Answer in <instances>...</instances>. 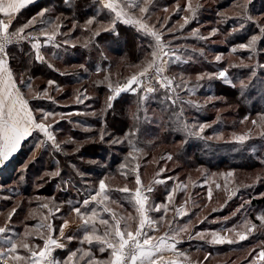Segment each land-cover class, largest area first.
I'll list each match as a JSON object with an SVG mask.
<instances>
[{
    "label": "rangeland",
    "instance_id": "374dc122",
    "mask_svg": "<svg viewBox=\"0 0 264 264\" xmlns=\"http://www.w3.org/2000/svg\"><path fill=\"white\" fill-rule=\"evenodd\" d=\"M157 1L159 2V0H152L150 5L151 15L146 22L153 26L156 30L163 32V39L166 42H171L170 46L174 50V59L175 57H179L178 60H175L174 63L168 66L166 71V75L174 79V86L176 84L185 85V87L182 86L181 88H177L176 91L179 94V99H176V101L186 102L187 104L196 103L203 105L204 108L200 114L202 116L196 117L194 122H190V128L193 125H196L197 127L200 124L209 125V127L205 128V131L201 134V136H190L183 129L181 124L177 123V130H175V132L183 135V137L182 141L175 144L174 152L178 153L180 145L187 141L186 138L192 139L193 143L197 141V143L200 144L199 147H195L194 152H198L201 162H209L212 166L222 167L221 169L215 168V170L214 168L210 169L206 166L187 168L176 162L173 158L168 159L169 156L172 157L173 152L168 151V153L163 155L162 153L164 150H166V147L162 144H156L149 149L137 151L133 154V157L137 156L139 157L138 159L142 160L143 157L149 154V152L152 154L149 163L145 167L143 177L141 178L146 188L148 185H152V192L147 193L150 198L149 203L152 205L167 203L168 208H170L171 205H174L173 203L175 201L177 191L174 193L173 201L164 202L168 193H164L162 189L159 188V186H162V184L168 178H164L162 180L159 179L160 181H163L161 183H154V181H156L155 178L158 177L162 172H167L166 174L170 175L174 170H177L178 168L182 169V172H180L177 176L169 177L170 180H174L175 182L174 186H165L166 188H170V190L173 188L176 189L178 187L181 180V178L177 179L178 176H180L182 173L188 175L189 179H187L185 182V188L182 189L181 193H179V204H175V207L173 206L174 212H176L177 209L183 208L184 212L186 213L184 215H178L180 218H185L184 222L178 224V227L183 228L185 225H188L187 231L180 233L179 239L181 242L178 246L183 251V253L186 254L188 260L198 264H248V261H250L252 258L249 256V253L252 252L253 249L259 251L261 246H264V226H262L260 219H258V217L264 216V208H256L251 204V200L253 198L261 197L264 191V136L261 135V132L264 130L259 129L252 124L253 120H259L260 116L264 114V36L258 40L256 46L252 49H241L239 48V45L247 44L252 35H261L259 28L257 27V22H264V0H191L193 5L199 4L201 6L197 9V15L195 19H193L183 28H181L180 25L184 23L185 16L190 15V13L186 11H178V6L179 8H186L189 0H165L166 3L161 4V7H159ZM129 2H135V0H129ZM241 4L247 6L246 12L242 13V10L238 7V5ZM100 5L101 4L99 3V8L108 13V10L102 8V6L100 7ZM40 12L41 11L38 13ZM220 13H223V16L220 15ZM177 14L179 17L177 20H175V18L170 19L171 16L173 17ZM244 15L251 16L252 22L243 20L245 27L242 30L233 32L232 30L234 27L239 28L241 19H243ZM66 20L67 17H64V21L62 22L63 29H60L63 35L57 37V42L65 47H70V44H75L79 38L70 40L68 41L67 45H64V41L61 38L64 35L70 34L72 31V29L69 27L70 25L66 26ZM119 23L120 25L126 26L125 28L123 26L118 27V29L120 28L121 32H131L132 35L139 34V37L145 40L144 43L149 45L148 42L150 37L144 36L132 25H126L122 22ZM105 24L106 27H112V24ZM169 24L170 26L167 27ZM73 26H75V23ZM90 26L91 25H88L87 22L80 25L82 29L90 28ZM97 26L99 27L95 28V32L105 28V25L100 28V23ZM194 29H199V36L208 37V39H201L204 40L206 47L202 46L200 48L197 45L195 46L196 43H190V38H198V36L193 35ZM212 29H218L216 35L214 36H210ZM83 39H85V37ZM212 45L216 47H211ZM51 47L57 49L51 45H46L43 48ZM233 47H236L237 49L235 52L232 51ZM189 48L195 49L193 51L198 50L201 54H203V62L201 60L194 59L193 55L188 54V52H190ZM42 54L44 55L45 53L42 52ZM217 55L221 56L220 61H216L215 57ZM108 56L114 58L112 53ZM257 65L262 67H257ZM80 68L83 71V67L79 64L58 65L57 68L54 69L57 70V72L55 71V74L51 76L50 79H35L31 82V91H29L27 87L26 92L23 90L22 91L25 93L26 97L33 101L37 99H32L31 97H34L37 94H42L44 90L47 89L48 96L51 97V99L43 98L38 100L40 102L42 101V103L44 102L45 106L52 104L51 106L54 108L53 110L58 108V110L53 112L65 114L63 120H65L66 123L63 125V127L67 126L68 128L71 127V129L76 128L78 131H90L93 130V128L82 125L77 121V118H93L96 116V112L92 111V109H90L91 111H84L91 105V103H89V99L95 96L96 93L94 91H84L82 87L83 83H76L74 81L70 82V80H73L79 75L77 70ZM190 68L193 70L185 71L186 73H184L186 74L187 78L184 79L183 75L185 74L182 73V69L184 71V69ZM222 69H227L228 79L209 80L205 78L203 80L209 82L218 80L233 84L232 86L235 88V90L230 91L227 95L222 93L215 96H209L207 93H204L211 89L207 85L197 84L195 87L188 86V83L190 82L194 81L197 83L200 81L197 80V76L199 74L217 73ZM130 70L133 69H125L122 77L117 76L118 71L115 73L113 72L110 75L97 74V76L100 78V81L105 84L117 83L120 81V79H125L126 82V80L133 74L130 72ZM84 71H87V69L84 68ZM253 71H255V75H253ZM106 77L107 79H105ZM49 80L55 81V84L49 86ZM117 85L118 84H116V86ZM57 86L59 87V90H57ZM149 86L153 87L155 90L153 92H149ZM157 86L166 92V90L162 88L154 78L150 82L146 81L145 85L138 89L136 94L143 97V99L147 98L150 94L156 91ZM190 88L196 90L197 95L189 94L186 91V89ZM200 88H202V91L204 92H200ZM109 95H111V92ZM98 96H100L98 98H100V101L102 100L101 102H105L106 98L108 99L107 94H100ZM77 97L84 98L83 102H78ZM238 100H241L242 103L246 104V107L244 108L249 112L252 111V113L246 114L245 110L241 108L240 102ZM176 101L175 103H172L170 100L174 106L177 104ZM100 111H102V106L100 107ZM233 114L234 116L238 117V120H236ZM243 114L245 117H247V119H244L243 123H241L239 121V115ZM154 116L156 120L157 118L162 120L158 115ZM188 116L192 115L188 114ZM190 118L191 117H189V119ZM101 120L102 118H100V123ZM191 120L192 119H190V121ZM208 120L212 121L209 122ZM59 121H61L59 117H56L52 120V123L55 125V123ZM217 122H223L224 128L218 129L216 127L218 124ZM96 130L99 131V133L95 140L101 142L102 146H104L100 150V154L105 157V162L100 161V159L97 157L91 160L87 158H77L76 161L81 163L83 162V164H85V162H89L95 166L93 168H98L97 170L103 168L108 169L110 167L111 155L118 156L123 154L124 156V153L121 151V148H123V143L111 144L110 141L112 139L123 140V136L119 133H114L112 130L105 128V126L102 125H100V128L97 127ZM102 132L104 133L103 141L100 139ZM243 133H250L251 138L244 144L235 143L233 139L234 134L240 135ZM54 134L57 137L58 131L54 130ZM208 137H211V139H207ZM69 140L72 142L64 143V141ZM57 141L61 145V150L56 151V153L60 156V159L64 158L67 154L72 155L75 153V149L72 148L73 145L83 144L82 142L78 143L75 141L73 135H65L64 133L57 137ZM36 143L37 141H35L34 138V145ZM33 151L35 152V158H38V156H40L43 151H45V153H50V151L52 152V150L48 149L47 146L44 147L43 145L39 148L35 147ZM130 151L132 150H129L126 153L121 164H125L127 166L129 163L132 164V162L129 161L130 157L128 155ZM32 152L29 153V157L26 159V162H24L25 164L18 169L19 172L24 173V170L28 168L29 163L33 164L36 162L35 158L31 160L29 159L32 156ZM91 161H96V163H91ZM47 163V161L42 159L36 162L32 167L33 171H36L42 166H45L44 168H46V170H42L39 177L42 179V186H46L48 184V181H45L46 178L47 180L54 178L52 176L45 175V173L55 171L57 168L60 169V172L63 170V167H60L59 165L55 170H53V168L50 170L47 168ZM68 164L69 168L74 173L75 169H79L77 165L72 163ZM73 165L75 166V169L73 168ZM116 167L117 169L121 168L120 165ZM80 172L82 171L80 170ZM228 172H232L233 175L231 177H227L225 174ZM83 173V178H85L87 175L89 176V174L86 172ZM21 176L22 174L19 176V179L14 178L9 180L8 184L5 186L0 184V204H3V206L6 207L8 205L7 203L11 202V205H13L5 211L0 212V226H4L9 213H11L13 208H15V206L21 203L24 199L26 200V206L30 205L31 201L38 200L39 202L37 203L36 208H28L26 214L17 215L13 220L14 224L11 227L16 228V225L20 226L21 233L18 232V230L16 232L20 233L21 237H23L26 230L29 232L36 230L37 225L34 227L26 226L27 222H30L32 219H38V224H40L45 217H48L46 222H51L50 209L52 212H55V207L58 206L57 204L54 205L52 198L49 199L46 197L37 196L23 198V193L21 192L24 191V188L31 186V188L37 189L39 186L41 187V185L36 184L37 179L33 176L29 178L27 182L24 179V176L23 179H21ZM82 180L83 179H81V181ZM105 180L112 189H118L127 184L129 189L135 190V186L133 185L134 183L129 184L116 177H109ZM68 185L70 187L73 186L71 181L70 183L68 182ZM89 185L93 187L97 186V184L94 182L89 183ZM182 186L183 185L181 184L180 188H182ZM209 192H211V196H209ZM14 193L21 194L14 198L12 197L15 196L13 195ZM84 194H86V192L83 193L82 197ZM120 194H115V197L120 200V203H118L117 199H111L107 206L119 216H135L136 212L133 204L129 200V195L124 193ZM49 202L50 209L42 207L44 203ZM53 205L55 207H53ZM127 206L130 207V209L127 210ZM173 211L169 210L170 213H173ZM164 212L165 211L163 209L160 212H150V216L158 223L160 222L159 220H161L162 233L168 232L167 228L172 222L171 220H164L162 218L155 219L157 214H164ZM103 213L105 212L101 210L99 211V215ZM72 215L73 216L71 219L74 217V214ZM108 216L109 217L107 219L109 222H111V216L109 214ZM176 216L177 215L175 214L174 217ZM226 220H230L232 222L233 228H235L233 229L234 231L229 232L226 231L228 229L216 230L212 228L216 225L219 226L221 223H226ZM77 222L79 223V221ZM251 224L256 225V228L248 234V239L239 241L236 233H247L246 225ZM103 232V225L97 227V234L102 235ZM212 232H218L221 235L236 239L237 242L233 244H213L210 242V233ZM196 233H204L206 238L204 240L197 239L195 238ZM31 237L34 236H30V240ZM35 237L39 238V236ZM189 237L193 238L190 239ZM40 245L43 246V240ZM202 245L213 246L215 249L209 247L207 248L213 250L215 253L210 254L207 250L202 251L200 249V246ZM230 246L232 247L229 248ZM220 248H224L226 250L219 253ZM96 252L98 254L99 250ZM182 259H184V257H182Z\"/></svg>",
    "mask_w": 264,
    "mask_h": 264
},
{
    "label": "snow or ice",
    "instance_id": "6c2138e0",
    "mask_svg": "<svg viewBox=\"0 0 264 264\" xmlns=\"http://www.w3.org/2000/svg\"><path fill=\"white\" fill-rule=\"evenodd\" d=\"M34 2L35 0H0V167H3L13 154L18 151L23 141L34 134L35 141H37L34 145L36 148L50 141L54 151L61 150V145L54 134L52 120L56 117L63 120L65 114L30 106V98L26 97L21 86H18V81L19 85L26 86L31 91V77L25 80L23 74L18 76L11 66L12 56L10 55V46L27 44L29 47L28 55L36 63H46L45 57L41 52L42 47L46 45L56 48L61 47L57 42V37L63 35L60 31L62 24L58 22L60 18L57 17L55 20L49 19L48 9H42L35 17L28 19L19 27L13 29V22L16 20L18 14ZM97 2L101 4L102 8L107 9L113 17L112 28H103V31L114 30L116 22H122L123 24L134 26L138 32L146 37H150L148 43L151 51L145 56L142 64L137 66L139 71L131 75L123 84L115 87L109 84L111 95L108 97L107 107L111 108L113 102L123 93L130 92L136 94L137 90L144 86L146 81L150 82L154 78L166 90L167 98L172 103H175L176 99H179V94L176 90L183 85L176 84L174 86V79L167 76L166 71L168 66L174 63L175 60H178L179 57H175L174 59V50L170 46L171 42H166L163 39V32L156 30L146 22L151 15L150 5L152 0H135V2H129V0H97ZM200 6L199 4L193 5L191 0H189L186 8H179L178 6V11L190 13V15L185 16L184 23L180 25L181 28L195 19L197 9ZM238 7L242 10V13L246 12V5L241 4ZM220 15L223 16V13H220ZM243 20L252 22V17L244 15L239 28L234 27L233 32L242 30L245 27ZM87 24L92 25L93 19H89ZM257 27L261 35H252L249 42L247 44H240L239 48L252 49L256 46L258 40L264 36V22H257ZM217 31L218 29H212L210 36L216 35ZM198 34L199 29H194V36H198L199 39H208V37L199 36ZM95 35L99 36L100 30H97ZM63 43L67 45L68 41L65 40ZM71 47L74 48L75 45L73 44ZM236 50V47L232 48L233 52ZM215 59L216 61H220L221 56L217 55ZM48 67L52 68L53 66L49 63ZM257 67L262 66L257 65ZM255 74V71H253V75ZM205 78L209 80H226L228 79V71L227 69H222L217 73L199 74L197 76L198 81ZM54 84L55 81H48L49 86ZM57 90H59L58 86ZM154 90L153 87H148L149 92H153ZM31 98L51 99L48 96L47 89L42 94H37ZM83 99L82 97H77L78 102H83ZM178 123H181L183 129L190 136H201L205 128L209 127L207 124H200L198 127L193 125L189 128L185 123L179 121ZM252 124L264 130V114L260 116L259 120H253ZM261 135L264 136V131L261 132ZM250 138V133H243L240 135L234 134L233 139L235 143L244 144ZM100 139L101 141L104 140L103 132L100 135ZM207 139H211V137ZM70 142L72 141H64V143ZM110 143L119 144L123 143V140L112 139ZM137 151L140 150L133 145L132 151L128 154L129 157H133V154ZM34 158L35 152L33 151L29 159ZM168 159H172V157L169 156ZM91 163H96V161H91ZM126 167L127 165L121 164L122 169ZM73 168L75 169L74 165ZM133 171L136 173L134 192L129 189L127 184L118 189H112L105 179H99L97 186L89 190L85 182L86 194L82 201H77L76 204L70 206L69 213L74 214V217L71 220L68 218L62 219V223L58 229L60 236H64L65 230L69 228L70 223H77L79 221L77 226L83 233L80 243L82 245L87 243L89 246H92L95 242L99 245V252L101 254L107 253L106 258H97L92 253L91 248H89V250L83 251L82 255L79 256V260H84L87 257L85 264H191L186 254L177 248V245L181 242L179 239L180 233L187 231L188 225L179 229L172 228L169 232H165L164 235L154 234L158 229V222L150 216V212H160L162 209L167 212L168 206L167 203L159 205L150 204V198L147 193L152 192V185H148L145 188L142 184L138 166ZM75 173L83 179V172L75 169ZM122 174L127 178V173ZM45 175L52 177L60 176V169L57 168L55 171L45 173ZM225 175L231 177L233 173L228 172ZM21 179H23V176H21ZM161 182L163 181H154V183ZM113 191L129 195V200L136 212L135 216H119L107 206L111 200V193ZM175 191L176 189L173 188L166 195L165 200L167 202L173 201ZM209 196H211V192H209ZM42 207L50 209V202L44 203ZM53 207L55 206L53 205ZM98 208L111 216V222L99 215ZM59 211V207H55V212ZM15 212L16 209L13 208L4 226H0V264H62L61 261L55 258L53 253L56 249L63 248L65 245L60 239L54 237L53 233L56 229L51 222H46L48 217H45L36 226L35 231L29 232L26 230L23 237H21L11 227L12 216ZM55 212H52L50 209L52 219L56 218ZM176 214L184 215L186 213L183 208H180L177 209ZM258 219H260L262 226H264V216H260ZM97 220L100 225L104 226L102 235L97 234ZM246 227L247 233H236L239 241L248 239V234L256 228V225L251 224L246 225ZM226 231L232 232L234 230L228 229ZM210 235V242L213 244H233L237 242L236 239L221 235L218 232H212ZM30 236H39L43 240V246L33 244L29 239ZM74 238L73 236L67 237L68 240ZM195 238L204 240L206 237L204 233H196ZM21 250H23L24 254H21ZM80 251L81 249L72 251L67 259L63 261V264H77L74 258L77 257ZM249 256L252 258L248 261V264H264V246H261L259 251L253 249L249 253ZM180 257H184V259L181 260L179 259Z\"/></svg>",
    "mask_w": 264,
    "mask_h": 264
},
{
    "label": "trees",
    "instance_id": "16d2710c",
    "mask_svg": "<svg viewBox=\"0 0 264 264\" xmlns=\"http://www.w3.org/2000/svg\"><path fill=\"white\" fill-rule=\"evenodd\" d=\"M158 2V1H157ZM166 3L165 0H159L158 5L161 7V4ZM168 4V3H167ZM228 5V4H227ZM223 6V5H222ZM101 7V5H100ZM221 7V6H220ZM42 9H48L49 10V19L55 20L57 17H61L59 19V23L62 24L64 21V17H67L66 20V26L70 25L69 27L72 29L70 34L64 35L61 39L63 41L67 40H73L75 38H79L78 41L74 44L75 47H65L61 45L60 48L54 49L51 48H42V52H44V57L46 60V63H36L33 59H31L28 55L29 47L27 44L24 45H15L10 48V55L12 56L11 66L14 72L19 76L23 74L24 79L28 80L29 77H31L30 83L33 80H46L50 79L51 76L55 74L54 70L57 68L58 65H73V64H79L83 67V71L81 68L77 70L79 75L75 77L73 80H70V82L74 81L76 83H83L82 87L84 91L92 92L94 91L96 93L95 96L89 99V103L91 105L85 109L84 111H92L96 112V116L93 118H77V121L80 122L82 125L90 126L93 128V130L90 131H78L76 128L71 129L66 127H63L65 125L66 121L61 120L54 125V130L58 131V136L61 134L65 135H73V138L75 141L82 142L83 144L79 145H73L72 148L75 149L74 154H67L64 158L60 159V156L54 152V150L50 153H45L43 151L38 158H35V161L38 162L42 159L47 161V168L50 170H55L57 166L63 167V170L60 172V176H56L52 179H45V181H48V184L46 186H42V179H40L41 171L46 170L44 168L45 166H42L40 169L33 171L32 167L35 165V163H29V166L26 170H24V173L19 172V168L22 167L26 162V159L29 157V153H31L34 150V138H31V140L28 142L26 146H24L19 152H18V158H20V162L17 167L13 169L12 172H6L7 169L9 170L8 164H5V167L3 171H0V184L1 185H7L9 180H12L14 178H20L19 176L22 174L24 176V179L26 182L31 178L32 176L35 177L37 180L36 184L41 185L37 189H33L30 187L24 188L23 198H29L30 196H37V197H46L49 199H53L54 205L57 204L60 211L55 212L56 218L52 219L50 217V221L53 224L56 231L53 233L54 237H58L60 235L59 233V226L62 223V219L68 218L71 220L72 214L69 213V209L71 205L76 204L77 201H82L84 196L82 197L83 193H85V182L87 185V188L90 190L93 188V186H90L89 183L94 182L98 184L99 179H106L109 177H116L118 179L123 180L127 183H134L135 186V171L133 169H136L138 166V171L140 173L141 178L143 177V173L145 172V167L149 163L152 154H147L145 157H143L142 160L138 159L139 157H130L129 161L132 162V164H128V166L124 169L118 168L116 166L120 165L123 162L126 153L129 150H132V146L134 145L135 148L139 149L140 151H143L145 149H149L153 145L156 144H162L166 147V150L163 151V155L168 153V151L173 152L172 158L180 163L182 166H185L187 168H195L197 166H206L210 169L217 168L221 169L222 166H212L209 162H201L200 156L198 152H194L195 147H199L200 144L195 141L192 142V139L186 138V142L182 145H180L178 153L174 152L175 144L182 141L183 135L178 134L175 132L177 130L176 124L179 122H183L189 126L190 122H194V119L196 117L202 116L201 111L203 110V105L200 104H190L186 102H178L176 101V105L172 104L170 100L167 98V92L163 91L159 86H157V89L154 93L150 94L149 97L144 98L141 97L138 94H131V93H123L121 94L114 102L113 106L111 108L107 107L108 99L106 98L105 102L100 101V94H107L109 97L110 94V88L109 84H105L102 81H100V78L97 76V74H104V75H110L113 72H117V76L122 77L124 74L125 69L132 68L133 70H130L131 73H136L139 71L138 65L142 64V61H144L145 56L148 55V53L151 51L148 44L144 43L145 40L141 39L139 34L132 35L131 32H121L119 26H123L124 28L126 26L120 25L119 22H117L116 28L111 31H103V29L100 30V35H95V28L99 27L97 26L100 23V28H102L104 25L105 28L111 29V26L106 27L105 23L112 24L113 17L107 13L106 11H103L99 8V3L97 0H40L35 4H32L25 9L21 11L20 14H18L16 20L13 22V29L15 27H19L22 23H25L28 19L35 16L39 11ZM156 9V8H155ZM210 10V9H209ZM211 11V10H210ZM177 20L178 14L176 16H171L170 19ZM89 19H93V24L90 26V28L82 29L80 27L81 24L87 22ZM232 21V20H231ZM75 23V26H73ZM170 23V22H169ZM107 24V25H108ZM167 25V27H169ZM68 28V29H70ZM63 29V28H62ZM89 29V30H88ZM178 31V30H177ZM118 33V35H117ZM85 37V39H83ZM126 37V38H124ZM190 43H196L198 47H206L204 40L192 37L189 39ZM216 47V46H211ZM184 50V48H183ZM190 52L188 54H191L194 56V59L201 60L203 62L204 55L201 54L198 50L193 51L195 49H190ZM111 52L114 56V58H111L108 56ZM52 64V68L48 67V64ZM84 68L87 69V71H84ZM119 68V69H118ZM190 69H182V73L185 74V71H191ZM185 72V73H184ZM132 74V75H133ZM184 79L187 78L186 74L183 75ZM101 82V83H100ZM125 82V79H120L117 83H110L113 87L116 86V84H123ZM19 84V81H18ZM197 84L207 85L211 89L207 90L206 92L202 91V88H200V92L207 93L209 96H215L218 94H224L227 95L230 91L235 90L233 88V84L226 83L225 81H206V80H200L199 82H190L188 83L189 87H195ZM21 86V89L23 91H27L26 86ZM185 87V85H183ZM198 90V91H199ZM186 91L189 94L197 95L196 90L193 88L186 89ZM202 95V94H201ZM204 95V94H203ZM239 101V100H238ZM240 102V106L242 109L245 110L246 114H251L247 109L244 103ZM44 103V102H43ZM42 101L40 102L38 99L31 101V106L33 107H40L44 108L46 110L50 111H56L51 106L52 104H47L48 106H45V103L43 104ZM187 104V105H186ZM102 106V111H100V107ZM62 109V108H61ZM60 109V110H61ZM264 112V110H263ZM101 113V114H100ZM188 114L192 116H188ZM154 115H158L161 117L162 120L155 119ZM195 116V117H194ZM234 116V114H233ZM239 121L242 123V121L245 119V115H239ZM154 117V118H153ZM190 119H192L190 121ZM236 120H238L236 116H234ZM100 118H102L100 123ZM209 122L212 120H208ZM218 124L216 127L224 128L223 122H217ZM181 124V123H180ZM100 125L105 126V128H108L112 130L114 133H119L123 136V148H121L122 155L114 156L111 155L110 159V167L108 169H95L94 165L90 164L89 162H77L76 159H94L95 157L99 158L100 161L105 162V157H103L102 154H100V150L102 149L101 142H98L95 140L98 136L99 131H97V127L100 128ZM62 128V129H61ZM95 128V129H94ZM161 128V130H160ZM57 136V137H58ZM127 137V138H126ZM132 139V140H131ZM131 141V143H129ZM190 142V143H189ZM195 144V145H194ZM78 148V150H77ZM181 148V149H180ZM49 151V150H48ZM17 158V159H18ZM61 160V162H60ZM72 163L74 165H77L78 168L82 172H86L89 174V176H85L83 180L81 181V178L76 175L70 168L69 164ZM180 172H182V169L178 168L177 170H174L171 172L172 174L167 175V172H162L158 177H156V180L168 178L162 186L160 185L159 188L162 189L164 193H169L170 188H166L165 186L171 185L174 186L175 182L174 180H170V176H177ZM122 173H127V178H125V175ZM121 174V175H119ZM180 183L178 187L176 188V196L174 205H171L170 208H167V212H164V214H157L155 219H164V220H171L172 222L167 228V231L169 232L170 229L173 227L176 229H179L178 224L184 222L185 218H180L176 212H174L175 204H179L180 200V194L182 192V189L185 188V182L187 179H189L188 175L185 173H182L180 176L177 177V179H180ZM119 180V181H121ZM71 181L72 187L68 185V182ZM122 182V181H121ZM143 184V180H142ZM181 184L183 185L182 188H180ZM144 185V184H143ZM146 188V187H145ZM35 191V192H34ZM134 192V190H132ZM20 193V194H21ZM20 194L14 193L12 196L14 198L18 197ZM115 194L119 195L120 193L118 191H113L111 193V199H117ZM85 195V194H84ZM121 195V194H120ZM14 202V201H13ZM39 201H31L30 205L26 206V200L24 199L21 203L15 204L16 212L12 216L11 220V226L14 224L13 220L17 215H24L27 213L28 208H36L37 203ZM166 202V200H164ZM118 203H120V200H118ZM123 203V202H122ZM8 205L6 207L3 206V204H0V212L5 211L6 209L10 208L12 203H7ZM14 204V203H13ZM251 204L253 207L264 208V191L261 197L259 198H253L251 200ZM63 205V206H62ZM126 206V205H125ZM174 206V207H173ZM127 210L130 209V207H126ZM98 212L101 209H97ZM170 211H173V213H170ZM102 211V210H101ZM177 215L174 217V215ZM104 219H107L109 216L106 213L101 214ZM158 223L160 229L161 226V220ZM226 223H221L219 226H213V229L216 230H222V229H235L233 228V224L230 220H226ZM75 224H78L75 223ZM38 225V219H32L30 222L26 223V226L34 227ZM15 231L18 230V232L21 233V227L16 225ZM97 227H100V224L97 222ZM219 227V228H217ZM19 233V234H20ZM69 236L75 237L74 239L70 240L68 246L62 250L54 254L55 258L62 262L65 261L68 257V255L72 251H76L77 249H81L80 252H78L77 257L74 258V260L77 261L78 264H85V261L87 260V257L84 258V260H79V256L82 255L83 251L89 250L91 248L92 253L97 256L99 255L102 257L103 255L106 257L107 253H103L101 256L100 252L97 254V250H99V245L95 242L92 246H89L87 243H84L83 245L80 243V238H82V231L77 228L76 230H71L67 233ZM21 236V235H20ZM31 241L35 244H41L42 239L40 240L38 237H31ZM215 249L211 245H202L200 246V249L209 251L210 254L215 253L213 250H210L209 248ZM230 246L229 248H231ZM228 248V249H229ZM194 249V248H192ZM226 249L220 248L219 253L224 252ZM21 254L23 253V250H21ZM207 261V259H206Z\"/></svg>",
    "mask_w": 264,
    "mask_h": 264
},
{
    "label": "crops",
    "instance_id": "0c3cea01",
    "mask_svg": "<svg viewBox=\"0 0 264 264\" xmlns=\"http://www.w3.org/2000/svg\"><path fill=\"white\" fill-rule=\"evenodd\" d=\"M38 1H40V0H35V2L32 3V4H35V3H37ZM32 4H30V5H32ZM30 5H29V6H30ZM27 7H28V6H27ZM44 47H45V46H44ZM42 48H43V47H42ZM18 86H19V84H18ZM30 106H31V100H30ZM34 136H35V134H34L32 137H29V138H27L25 141H23V142H22V145H21V147L18 149V151H17L15 154H13V156H12V157H11L6 163H5V164H8V167H9V170L7 169L6 172H8V171H9V172H12L13 169H14L15 167L18 166V164H19V162H20V158H18V152H19L24 146H26V145L28 144V142L31 140V138H33ZM43 146H44V147L47 146L48 149H50V150H52V151L54 150V149L52 148V146H51V142H50V141H48L47 143H45ZM17 158H18V159H17ZM2 171H3V170H2ZM155 221H156V220H155ZM77 228H78L77 224H75V223H70L69 228L65 230V233H64V236H63V237H61L60 235H59L58 237H55V238L60 239V240L64 243L65 247H63V248H59V249H56V250L54 251L53 255L56 254V253L59 252V251L64 250V249L68 246L70 240L67 239V237L69 236V235H67V233H68L69 231H71V230H76ZM154 234L164 235V233H162V231H161L159 225H158V229H157V231H156ZM179 244H180V243H179ZM179 244H178V245H179ZM178 245H177L178 250L181 251V252H183V251L179 248ZM100 255L102 256L103 254H100ZM96 257H97V258H106L107 256L105 257V256L103 255L102 257H100L99 255H97ZM173 258H175V257H173ZM179 259L183 260L182 257H180ZM58 261H59V260H58ZM77 264H78V263H77ZM191 264H198V263H193V262H191Z\"/></svg>",
    "mask_w": 264,
    "mask_h": 264
},
{
    "label": "water",
    "instance_id": "95a60500",
    "mask_svg": "<svg viewBox=\"0 0 264 264\" xmlns=\"http://www.w3.org/2000/svg\"><path fill=\"white\" fill-rule=\"evenodd\" d=\"M4 167H5V164H4V166H3V167H0V171H1V170H3V169H4Z\"/></svg>",
    "mask_w": 264,
    "mask_h": 264
},
{
    "label": "built area",
    "instance_id": "2783aa9c",
    "mask_svg": "<svg viewBox=\"0 0 264 264\" xmlns=\"http://www.w3.org/2000/svg\"><path fill=\"white\" fill-rule=\"evenodd\" d=\"M13 46H15V45H13ZM12 46H10V48H11Z\"/></svg>",
    "mask_w": 264,
    "mask_h": 264
}]
</instances>
